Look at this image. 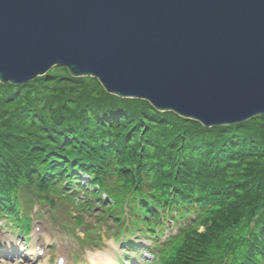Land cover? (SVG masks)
Here are the masks:
<instances>
[{"label":"trees","instance_id":"16d2710c","mask_svg":"<svg viewBox=\"0 0 264 264\" xmlns=\"http://www.w3.org/2000/svg\"><path fill=\"white\" fill-rule=\"evenodd\" d=\"M85 172L109 195L107 204L97 191L109 215L127 206L155 240L162 214H197L168 239L167 264H214L212 248L218 264H264V115L205 127L64 66L0 82V210L17 222L23 196L43 195L56 178L80 183Z\"/></svg>","mask_w":264,"mask_h":264},{"label":"water","instance_id":"95a60500","mask_svg":"<svg viewBox=\"0 0 264 264\" xmlns=\"http://www.w3.org/2000/svg\"><path fill=\"white\" fill-rule=\"evenodd\" d=\"M65 66L205 126L264 115V0H0V82Z\"/></svg>","mask_w":264,"mask_h":264},{"label":"rangeland","instance_id":"374dc122","mask_svg":"<svg viewBox=\"0 0 264 264\" xmlns=\"http://www.w3.org/2000/svg\"><path fill=\"white\" fill-rule=\"evenodd\" d=\"M60 188L62 187L59 185L58 188L47 187L44 190L47 202L56 203L53 208H50L48 203H44L46 200L43 202V199L39 198L38 201L36 196L32 201L34 205H37V211L39 210L37 215L36 211L32 210L30 201L21 206V220L13 223L16 225L29 222L33 227L31 241H26L22 235H19L18 230H12L11 225H6L5 218L0 219V264H58L59 256L66 259L64 264H110L108 263L110 260L114 261V264L142 263V260H130V263L126 261L127 258L122 251L123 245L119 237L112 231L115 226L110 225V217L99 219L102 210L100 205H96L97 200H92L93 208L87 210L88 193H82L79 190L73 192V195L68 193V190L61 191ZM46 197L43 198L46 199ZM81 208H86V210L82 212ZM0 214L5 215L3 212ZM74 216H80L84 224L79 226L74 220ZM12 219L13 216H11ZM97 221L99 222L97 223ZM104 222L105 224H103ZM109 225L112 228H109ZM84 227L93 230V239L86 238L88 232ZM177 228L173 229V234ZM203 228L204 226L201 227V229ZM141 242L148 243L144 238L141 239ZM37 243L45 250V254L38 255L36 253L34 246ZM168 246L163 253H161L162 249L157 248L155 256L146 253L148 261L143 264H167L176 244H171L169 248ZM211 250L214 264L219 263L222 259L219 257V252L217 253L219 248H216L217 251L213 248ZM94 254L103 255V257L100 256L98 260H94ZM225 259L232 260L230 257Z\"/></svg>","mask_w":264,"mask_h":264},{"label":"bare ground","instance_id":"6f19581e","mask_svg":"<svg viewBox=\"0 0 264 264\" xmlns=\"http://www.w3.org/2000/svg\"><path fill=\"white\" fill-rule=\"evenodd\" d=\"M101 257H103V255H101ZM113 262H114V261H111V260H110L108 263H110V264H114Z\"/></svg>","mask_w":264,"mask_h":264}]
</instances>
